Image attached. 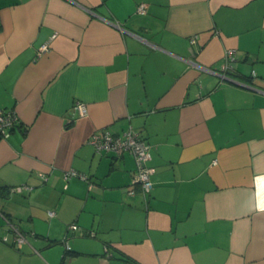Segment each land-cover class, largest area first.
I'll use <instances>...</instances> for the list:
<instances>
[{
	"label": "crops",
	"instance_id": "obj_1",
	"mask_svg": "<svg viewBox=\"0 0 264 264\" xmlns=\"http://www.w3.org/2000/svg\"><path fill=\"white\" fill-rule=\"evenodd\" d=\"M0 25V264H264V0H0ZM128 128L146 204L88 144Z\"/></svg>",
	"mask_w": 264,
	"mask_h": 264
},
{
	"label": "built area",
	"instance_id": "obj_2",
	"mask_svg": "<svg viewBox=\"0 0 264 264\" xmlns=\"http://www.w3.org/2000/svg\"><path fill=\"white\" fill-rule=\"evenodd\" d=\"M146 10L145 4H140L137 6V13L144 14ZM55 35L51 36L50 40L54 39ZM49 40V41H50ZM195 39L191 40L194 43ZM49 42L43 44L39 52H44L48 50ZM225 60V70L232 71V63L235 62V51L227 50L224 55ZM252 76L255 73L252 72ZM74 108L79 116H84L87 113L85 104L82 102H75ZM19 124V119L14 111L5 110L0 108V137L6 138L14 130V128ZM88 144L97 153L103 154H114L120 156L123 153H128L132 156L134 161V171L132 173V179L130 182V188L127 194L130 196L135 195L137 192L143 197V200L148 203L150 193L152 190L151 175L152 169L148 166V162L151 158L150 147L147 142L141 137L140 133L128 128L125 132L120 135H114L107 130H95L88 138ZM72 177H78L82 180H88L87 177L79 175L73 170H69L64 173L63 179L68 181ZM45 179V177H42ZM27 186H19L12 188L11 190L21 192L22 190H29ZM49 216H53V212H49ZM9 230L13 233V244L16 248H20L24 243H26L25 235L9 221H6ZM69 229H75V225L69 226ZM5 239V238H4ZM66 249L69 250V246L66 244Z\"/></svg>",
	"mask_w": 264,
	"mask_h": 264
},
{
	"label": "clouds",
	"instance_id": "obj_3",
	"mask_svg": "<svg viewBox=\"0 0 264 264\" xmlns=\"http://www.w3.org/2000/svg\"><path fill=\"white\" fill-rule=\"evenodd\" d=\"M262 211H264V209H261Z\"/></svg>",
	"mask_w": 264,
	"mask_h": 264
},
{
	"label": "trees",
	"instance_id": "obj_4",
	"mask_svg": "<svg viewBox=\"0 0 264 264\" xmlns=\"http://www.w3.org/2000/svg\"><path fill=\"white\" fill-rule=\"evenodd\" d=\"M0 29H1V25H0Z\"/></svg>",
	"mask_w": 264,
	"mask_h": 264
}]
</instances>
